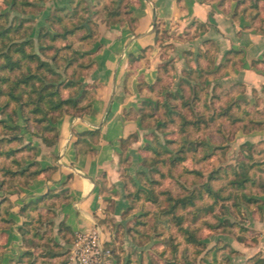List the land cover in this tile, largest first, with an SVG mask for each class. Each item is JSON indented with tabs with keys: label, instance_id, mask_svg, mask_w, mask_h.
Returning a JSON list of instances; mask_svg holds the SVG:
<instances>
[{
	"label": "crops",
	"instance_id": "1",
	"mask_svg": "<svg viewBox=\"0 0 264 264\" xmlns=\"http://www.w3.org/2000/svg\"><path fill=\"white\" fill-rule=\"evenodd\" d=\"M130 13L131 22L99 24L101 36L91 50L95 69L86 77L88 84L99 85L91 111L82 118L63 115L54 124L59 139L53 146L26 135L36 149L34 161L45 172L26 185L13 182L6 192L0 188L12 223L0 230V264H17L23 256V210L47 195L54 204L51 239L64 251L73 245L60 236L62 224L73 235L98 230L104 245L114 238L106 221L121 220L129 208L121 163L124 142L140 137L129 152L131 174L141 162L140 111L154 100L149 87L163 77L167 60L173 61L175 80L187 69V55L199 54L201 63L214 65L211 89L235 90L243 84L252 92L264 86V0H130ZM168 45L173 49L166 57ZM248 216L247 226L258 235L247 245L235 242V250L247 259L264 258V214ZM105 264H117L112 254Z\"/></svg>",
	"mask_w": 264,
	"mask_h": 264
},
{
	"label": "rangeland",
	"instance_id": "2",
	"mask_svg": "<svg viewBox=\"0 0 264 264\" xmlns=\"http://www.w3.org/2000/svg\"><path fill=\"white\" fill-rule=\"evenodd\" d=\"M13 1L0 0V30L4 27L14 30L22 25L21 30L31 34V38H36L39 29L49 24L48 18L54 17L56 9L70 7L73 0H50L41 3L30 0L34 5L20 10L13 9ZM20 1L17 0V3H21ZM78 1H81L78 7L79 13L97 24H101L100 19L105 7L119 3V0H75V3ZM100 31L99 28V38ZM164 36L169 37L167 33ZM80 37L70 39L69 44L73 43L74 51L87 56L78 59L68 70L67 78H71L74 71L78 75H83L85 69L80 68L79 64L87 65L92 61V46L99 40L98 38L92 45L86 46L79 42ZM65 44L67 42H60L57 45ZM171 49H173L172 45L163 48L166 57ZM189 56L187 55V69L182 71V77L177 80L174 79L173 61L166 58L159 89L157 93L153 92L154 100L147 102L148 105L141 108L140 117L144 118L142 134L144 141L138 150L141 162L134 166L131 174L128 168L132 165L133 159L129 152L140 137L134 136L124 146L121 163L125 167L123 176L126 181V198L129 208L121 220L112 218L110 222L119 247L117 255H113L117 264H168L171 261L174 264H201L202 259L205 258L211 264H248L247 255H241L238 250H235L237 240L234 225L235 222L242 224L246 229L244 236L248 242L249 239L253 240L258 235L251 226H247L248 215L263 218L264 214V202L261 200V196L264 195V86L252 92H247L243 84L235 85V90L211 89L209 80L215 73L211 71L214 65L201 63L199 54L192 58ZM63 68L62 66L61 71ZM94 69L95 67L86 77ZM86 77L80 80L81 92L75 89L63 90L62 97L66 99L76 94L82 96L83 90L89 86L95 87L97 92L99 85L88 84ZM234 102L235 107L232 110L228 109V115L222 114L226 112L223 110ZM0 117L3 118L5 115ZM185 119L188 123L196 122L186 127L183 125ZM16 121V124L9 122L8 125L21 127V133L26 140V135L30 134L25 133L24 130L28 125L26 119L19 117ZM44 126L45 123L40 127ZM28 127L32 133L39 135L40 127L34 121ZM247 141L254 143V148L251 149L254 158L244 162L250 169L255 183L250 184L245 192L262 202L261 213L258 210H250L244 204L236 206L235 188L230 186V182L236 178L235 172L241 173L242 169L237 160L241 145ZM17 146L18 143H14V147ZM149 148L156 149L157 152L153 153ZM174 153H177L176 159L182 157L185 160L182 163L177 160L174 162ZM208 154H211V157L206 159L205 156ZM212 171H217L219 176V179L213 182L214 188L226 187L222 195L228 197L232 194L233 198L221 202L222 207L217 211L221 225L216 222L215 225L220 227L217 231L201 227L199 236L200 242L206 245L205 251L201 253L200 248L188 247L184 244L183 237L173 222L170 226L166 225L165 228L160 226L158 231L153 232L152 227L155 226L158 218L161 217L162 221H166L163 212L169 206V194L182 196L191 189L199 190ZM13 182L15 181L10 180L7 183L8 189ZM207 200L210 202L209 199ZM0 204L1 216L7 210V200L2 199ZM147 212L150 213L149 217H143ZM180 213L183 212L180 211ZM184 215L186 217L184 227L195 229L200 226H194L191 223V215ZM142 221L148 223V227L143 228L144 231L153 233V239L147 242L144 248L137 247L128 234L130 229L137 231L138 223ZM231 224L234 225L230 226ZM172 238L175 240L171 241ZM32 244L37 248L36 255L28 257L23 264H62V261L71 257L68 255L47 262L50 258L46 259V257H50L52 252L49 247L52 245L48 241L32 242ZM175 244L180 245L177 253L172 251ZM214 246L219 249L216 259L212 253L208 254ZM165 251L166 253L163 254ZM253 257L255 256L250 259Z\"/></svg>",
	"mask_w": 264,
	"mask_h": 264
},
{
	"label": "trees",
	"instance_id": "3",
	"mask_svg": "<svg viewBox=\"0 0 264 264\" xmlns=\"http://www.w3.org/2000/svg\"><path fill=\"white\" fill-rule=\"evenodd\" d=\"M45 1L50 0H37V3ZM20 2L17 3V0H14L12 2L13 9L20 10L34 5L30 0H21ZM80 2L75 3V0H73L70 7L56 9L54 17L48 18L47 22L49 24L47 23V26L39 29L36 38H31V34L21 30L22 25L14 30L8 27L0 30V116L5 115L3 118L0 117V188L4 192L8 190L7 183L10 180H14L23 186L45 172L39 170L37 162L34 161L36 149L33 143L25 140L23 133H21V127L17 125L11 127L8 125L9 122L16 124V120L19 117L25 118L28 124L24 128L25 133H30L33 138L41 139L46 146H53L59 139L54 124L63 115L82 118L91 111V102L97 94L95 87H86L82 96L76 94L66 99L62 97L63 90H82L80 80L86 77L89 71L95 67L92 61L87 65L80 63L79 67L85 69L83 75H78L74 71L71 78L66 77L68 70L75 65L78 59L87 56V54H80L74 51L73 43L69 44V40L81 36L79 42L90 46L99 38V24L92 22L79 13ZM101 17V24H106L108 27L131 22L130 0H119L118 4L105 7ZM6 18L9 22L8 15ZM252 18L256 20L259 17L254 16ZM60 42H67V44L58 46L57 44ZM62 66L64 67L63 71H61ZM160 81L159 79L156 87H149V90L157 93L156 88L159 86ZM187 104L189 103L187 102ZM146 105L148 104L145 103L144 106ZM234 107L235 102L233 104L230 103L227 109L223 110L226 112L222 114L228 115V111ZM32 121L39 127L45 123L44 127H40L39 135H35L30 131L28 126ZM141 121L143 125V117ZM194 122L188 123L185 119L183 125L187 127V125H192ZM91 136L97 137L98 133H91ZM127 141L124 142V145ZM16 142L18 146L14 147ZM253 148L254 143L248 141L241 145L237 162L242 170L241 173L235 172L236 178L230 182V186L235 188L236 206L244 204L250 210H258L261 213L262 202L245 192L250 184L255 183L250 174V169L244 162V160H253L254 156L251 153ZM149 150L153 151V153L157 152L153 148H149ZM176 154L174 153L173 155V161L177 160L182 163L185 159L182 157L176 159ZM210 157L211 154L205 156L206 159ZM28 160L33 161L27 162ZM217 173V171H212L199 190L191 189L182 196H173L170 193L168 197L169 206L163 212L166 221H162L161 217L158 218L155 226L152 227L153 232L158 231L160 226L165 228L166 225L170 226L171 222H173L177 231L181 233L184 244L188 247H198L201 249V253L204 252L206 245L200 242L201 237L199 236L201 227H208L217 231L220 227L215 224L216 222L220 223L217 211L222 207L221 202L233 198L232 194L228 197L222 195L226 187L223 189L214 188L213 182L219 179ZM50 199L47 195L24 208L23 214L27 218V222L21 228L20 234L27 250L17 264H23L28 257L36 255L37 248L32 242L48 241L52 245L49 247L52 253H50V257H46V259L50 258L47 262L67 257L68 255L71 256V251H64L61 245L51 239L53 232V223L51 222L53 214L51 209L54 208V204L49 203ZM198 203L202 204L198 206ZM180 211L183 213H180ZM184 214L191 215V223L194 226H200L195 229L184 227L183 224L186 219ZM149 215L150 213L147 212L144 213L143 217H149ZM6 217L7 212L5 211L0 216V230L12 224ZM106 222L110 223L111 221ZM138 224L139 228H137V231L130 229L128 234H130L132 242L137 247L144 248L146 243L153 239V233L152 231H144L143 228L148 227L147 222L142 221V223ZM233 225L231 224L230 226ZM234 226L237 242L247 244V239L244 236L246 229L239 222H235ZM59 234L67 244L74 245L76 235H73L66 225L62 224L60 226ZM160 235L162 236L163 234ZM174 240L172 238L171 241ZM179 247L180 245L175 244L172 249L173 253H177ZM104 249L114 256L117 255L119 247L116 239L113 238L109 243H106ZM218 251L219 249L214 246L213 249L208 251V254L212 253L216 259ZM165 253L166 251L163 252V254ZM69 260L70 258L68 260L65 259L61 263L68 264ZM206 262L211 264L207 258L202 259L201 264ZM170 263L174 264L173 261ZM248 264H264V258L261 254H258L249 259Z\"/></svg>",
	"mask_w": 264,
	"mask_h": 264
},
{
	"label": "built area",
	"instance_id": "4",
	"mask_svg": "<svg viewBox=\"0 0 264 264\" xmlns=\"http://www.w3.org/2000/svg\"><path fill=\"white\" fill-rule=\"evenodd\" d=\"M108 256L110 253L104 249L101 233L93 230L76 235L68 264H105Z\"/></svg>",
	"mask_w": 264,
	"mask_h": 264
}]
</instances>
